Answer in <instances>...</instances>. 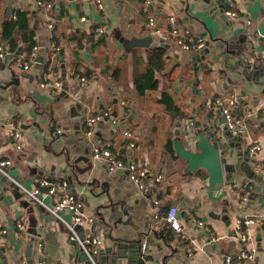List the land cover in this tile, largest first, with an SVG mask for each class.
I'll return each instance as SVG.
<instances>
[{
    "label": "crops",
    "instance_id": "0c3cea01",
    "mask_svg": "<svg viewBox=\"0 0 264 264\" xmlns=\"http://www.w3.org/2000/svg\"><path fill=\"white\" fill-rule=\"evenodd\" d=\"M41 1L0 0V46L9 53L2 29L18 10L27 12L35 40L31 45L20 37L21 50L0 60V85L13 79L11 86L0 87V156L12 161L10 172L24 188L42 191L40 203L20 189L21 200L35 204L28 214L16 198L17 186L0 176V264L85 262L62 221H72L74 211L66 207L59 211L60 218L48 210L66 193L76 196L83 213L91 218L80 223L83 231L78 229L101 239V264H139L137 253L146 240V252L154 257L147 264H225V255L237 254L241 248L236 228L239 216L255 219L251 244L258 251L251 260L233 264H264V72L239 66L232 54L220 53L215 41L222 35L220 30H227L229 36L238 30L240 36L247 35L253 52L264 56V0H236L232 9L238 15L233 17L226 13L227 0H151L156 31L146 29L145 0H103L101 10L93 0ZM172 16L179 28L204 38L206 45L188 51L167 40ZM145 36L152 37L148 47H127L128 41ZM153 48L164 50V66L155 72L158 88L144 81ZM32 52L44 61L35 60L25 69ZM62 77L67 87L44 86ZM163 91L174 98L181 119L174 118L160 101ZM232 93L240 99L238 115L248 123L242 136L231 135L223 116L214 115L211 108L216 97ZM108 110L110 114L87 135L85 114L103 116ZM18 124L21 149L11 136ZM197 128L207 133L215 129L213 135L224 147L226 163L233 166L225 184L211 186L204 169L186 173L187 163L167 148L176 130L189 145ZM125 129L133 133V149L126 146ZM105 142L124 160L135 158L147 170L146 182L163 175L155 186L160 205L129 178L127 169L111 174L105 161L93 156V147ZM253 146L260 148L252 151ZM42 181L60 184L59 192L47 194ZM249 184L253 204L249 199L243 202ZM172 205L178 207L190 241L165 223L163 216ZM111 209L123 215L102 221L99 227V212L108 217ZM31 226L41 235V250L38 239L26 233Z\"/></svg>",
    "mask_w": 264,
    "mask_h": 264
},
{
    "label": "built area",
    "instance_id": "2783aa9c",
    "mask_svg": "<svg viewBox=\"0 0 264 264\" xmlns=\"http://www.w3.org/2000/svg\"><path fill=\"white\" fill-rule=\"evenodd\" d=\"M95 4L97 5L98 9H103L104 4L103 0H93ZM230 9L227 10V15L230 16H237L238 13L234 11L232 8L236 4V0H227ZM40 4H43V2L40 0ZM151 0H145L143 9L148 12V19L146 22V29L150 31H156V20L154 15L151 13ZM83 21L86 20V17L81 18ZM170 30L167 33V40L176 42L180 47H182L184 50L188 51H198L202 49L206 45V41L204 38L191 34L188 30H182L179 28V26L176 23V19L174 16L170 17ZM252 24V20L249 18L247 19V25ZM99 32H102L101 28H98ZM8 52L7 49H4V47L0 46V60H6L8 59L7 56ZM36 60V52H32L28 55V58L26 61H29V63H26L24 68L28 69L29 64L31 62H34ZM82 81H85L86 78L84 76L80 77ZM50 85L51 87H55L58 89H63L64 84L61 79L57 80L54 83H44V86ZM240 104V99L238 98V95L236 93L219 96L216 97L212 103V112L214 115L219 116L223 115L226 120V125L228 130L234 135V136H242L247 133L248 131V123L247 121L240 117L237 113V109ZM262 113L264 114V109L262 110ZM110 110L104 112L103 116L100 115H93V114H85L84 116V128L87 135H92L95 131V127L98 124V122L105 116L109 115ZM124 134L128 137L129 141L126 143V146L130 149H133L135 147V141L133 139V133L130 129H125ZM11 136L13 140L17 143V147L21 149V144L19 143V139L21 136V125L18 124L17 126L12 127ZM221 134L218 133V137H220ZM193 140V139H192ZM191 140V141H192ZM260 146H253L251 148L252 151H255L259 149ZM93 156L98 159H102L105 161L108 172L113 174L115 171L119 169H127L129 173V178L132 179L137 186L144 192H146L150 197L153 199L155 205H160L161 202L157 197V194L155 192V186L156 184H159L163 181V175L158 174L152 179L151 183H148L145 181V178L147 177L148 173L147 170H145L140 164L136 161L135 158L130 156L128 160H124L122 157H120L119 153L114 150L110 142L108 143H101L96 144L93 147ZM12 161L8 158H4L0 156V176H4L5 178L9 179V181L22 189L28 196H30L33 200L36 202L42 203V200L40 199V194L42 191L40 189L35 190H28L24 188V186L18 181L17 178H15L11 172ZM42 185H47V194H56L60 190V184H49L45 181L41 182ZM248 191L243 197V202L246 203L249 199L250 191L249 189H253V185H248ZM70 208L72 211H74V216L72 221H66L62 218V221L66 228L69 231L70 240L73 241V243L77 244L79 248L84 251V253L87 256V260L89 261V264H101L99 261V253H100V246H101V239L98 236H90V235H83L79 229L78 225L82 223L87 218L86 215L83 213L81 207L82 203L77 199L76 196L72 194H64L59 202L55 204L53 207L48 206V210L54 214L55 216H58L61 218L59 211L64 208ZM59 214V215H58ZM156 216H158V212L156 211ZM163 219L165 223L171 228L179 232V236L183 240H189L190 236L185 231L182 221L179 217V209L176 205H172L168 208L165 215L163 216ZM255 219L249 216H239L236 221V228L239 234V241L241 244L240 250L237 252V254L225 255V264H233L235 260H251L256 252L258 251V247L256 245H252V239L253 234L251 231V226L255 223ZM19 227L22 228V224L19 223ZM1 233V232H0ZM33 237V236H32ZM41 237H33V239H38L37 246L41 250L43 244L41 243ZM211 241H216L215 238H211ZM146 242L143 243V248L145 249ZM188 250H191L189 247ZM190 254L192 252L190 251ZM39 264H45L44 261L40 262ZM82 264H86L85 262Z\"/></svg>",
    "mask_w": 264,
    "mask_h": 264
},
{
    "label": "water",
    "instance_id": "95a60500",
    "mask_svg": "<svg viewBox=\"0 0 264 264\" xmlns=\"http://www.w3.org/2000/svg\"><path fill=\"white\" fill-rule=\"evenodd\" d=\"M229 26V25H228ZM227 30H220L219 33L222 34L219 37L215 38V41H218L217 49L220 50L221 54L224 55L226 53L232 54L231 58H237L236 64H239V66L247 69H253L258 72H264V56L263 55H257L253 52V47H249L247 43H249V39L246 34H243V36L239 35L238 30L233 32L230 36L226 33ZM15 33H18V30L15 31ZM223 33H226V35H223ZM245 33V32H244ZM152 37L151 36H145L141 38H133L132 40L127 42V47L132 48L136 46H145L148 47L151 44ZM4 49H7L4 47ZM9 58H12V55L8 56ZM36 61L43 63L44 58L42 56H38L36 58ZM19 82V78H16L15 83ZM13 84V79L9 82H6L3 85H0V87L6 88L8 86H11ZM223 116V115H219ZM223 123L225 124V129L233 135L227 128L226 120L223 116ZM215 129L211 130V132L207 133V129L202 130L200 128H197L195 130V138L190 141L189 145H185L181 136H180V130H176V137L174 138V151L176 154L182 158L187 164L184 169L186 173H196L200 169H204L208 173V182L211 186H216L218 184H225L228 182V172L230 169H233V166L231 164L226 163V157L224 156L223 146L219 143V141L214 137L213 131ZM234 136V135H233ZM256 192L261 191V187H255ZM16 198L22 199L24 196V192L20 190L19 187H16ZM254 196H249V202L251 204L254 203ZM20 204L27 209L28 214L32 213L35 208V204H32L28 200H21ZM42 209V207H41ZM110 215L104 214L103 212H99V218L96 220V223L100 225L99 227H102V221L110 222L113 220V217L117 215L119 218L123 215L119 210H112L110 211ZM130 218H128L129 220ZM120 222V220H118ZM78 228L83 231V227L81 224L78 225ZM29 235L33 237H41V235L37 232V229L34 228V226H31L30 229L27 230ZM84 235V234H83ZM147 240L145 249L143 248V245L141 246L140 250H138L137 253V262L139 264H147L148 260H154V257L147 254ZM32 244L28 247L27 251L28 253L32 252ZM82 251V250H81ZM85 258V263L89 264V261L87 260V256L82 251ZM156 260V259H155ZM237 261V260H235Z\"/></svg>",
    "mask_w": 264,
    "mask_h": 264
},
{
    "label": "trees",
    "instance_id": "16d2710c",
    "mask_svg": "<svg viewBox=\"0 0 264 264\" xmlns=\"http://www.w3.org/2000/svg\"><path fill=\"white\" fill-rule=\"evenodd\" d=\"M13 15L14 16H12L11 19L5 21L2 29L3 42H5L6 45L10 48L7 56L12 55V57L14 54H17L21 50L19 49L18 44V39L20 37L23 40L30 42L31 45L35 44V40L33 38L34 31L29 26L27 12L18 10L14 11ZM16 30H18V33H15ZM163 54V48H153L148 53L149 66L146 69L144 81L146 82V84H148L149 87H159V80L155 78V72L161 70L164 66ZM49 65L50 64L48 63L47 66ZM61 80L63 81L64 87H67L66 78L62 77ZM160 101L165 104L167 111L171 113L174 118L181 119L183 117L180 108L177 106L174 98L168 92H162ZM173 143V139H170L167 144V148L172 152H174Z\"/></svg>",
    "mask_w": 264,
    "mask_h": 264
}]
</instances>
